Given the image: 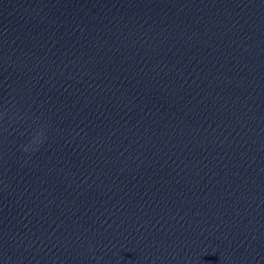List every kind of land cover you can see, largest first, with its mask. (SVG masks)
I'll return each mask as SVG.
<instances>
[{"label":"water","instance_id":"95a60500","mask_svg":"<svg viewBox=\"0 0 264 264\" xmlns=\"http://www.w3.org/2000/svg\"><path fill=\"white\" fill-rule=\"evenodd\" d=\"M0 264H264V0H0Z\"/></svg>","mask_w":264,"mask_h":264}]
</instances>
